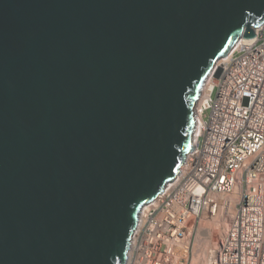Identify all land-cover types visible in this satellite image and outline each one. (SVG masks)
<instances>
[{
  "label": "water",
  "instance_id": "obj_1",
  "mask_svg": "<svg viewBox=\"0 0 264 264\" xmlns=\"http://www.w3.org/2000/svg\"><path fill=\"white\" fill-rule=\"evenodd\" d=\"M264 0H0V264H127Z\"/></svg>",
  "mask_w": 264,
  "mask_h": 264
},
{
  "label": "built area",
  "instance_id": "obj_2",
  "mask_svg": "<svg viewBox=\"0 0 264 264\" xmlns=\"http://www.w3.org/2000/svg\"><path fill=\"white\" fill-rule=\"evenodd\" d=\"M218 64L196 111L194 150L142 212L127 264H187L186 243L225 209L219 197L234 192L216 264H264V24Z\"/></svg>",
  "mask_w": 264,
  "mask_h": 264
},
{
  "label": "bare ground",
  "instance_id": "obj_3",
  "mask_svg": "<svg viewBox=\"0 0 264 264\" xmlns=\"http://www.w3.org/2000/svg\"><path fill=\"white\" fill-rule=\"evenodd\" d=\"M218 63H221V60ZM210 78H211V76H209V78L207 79V81H206V83L202 89L201 97L198 100L197 104L195 105L196 111H197V108L201 102V99H202L203 93L205 91L207 82H209ZM197 132H199L198 126L196 127L194 135H196ZM194 138H195V136H194ZM193 141H194V139H193ZM236 197H237V192H234L230 196H220L219 200L222 201V203L226 206L225 209H227V210L224 211L225 209L223 208L216 218H212V219L204 218L203 219L204 223H203L201 230L199 232V237H198V241H197V243H198V248H197L198 255H196V252H195V254H194L195 259L193 258L192 264H214L213 263L214 260H215V264L217 263V259H216L217 242L215 244V241L213 240L214 231L212 228L214 226L212 227V225H213L212 222H214V225H215V223L220 225L219 228L220 227L222 228V234L226 231V229L229 226L231 219L233 218V216L235 214V205H236L235 198ZM150 205H151V203L146 205L145 208L143 209V212H146V210L149 208ZM209 223H212V225H210ZM188 243L189 242H187L186 244L189 245ZM179 249H182V247H179ZM199 252L201 255H199ZM129 257H130V253H129ZM129 257H128V260L130 259Z\"/></svg>",
  "mask_w": 264,
  "mask_h": 264
},
{
  "label": "rangeland",
  "instance_id": "obj_4",
  "mask_svg": "<svg viewBox=\"0 0 264 264\" xmlns=\"http://www.w3.org/2000/svg\"><path fill=\"white\" fill-rule=\"evenodd\" d=\"M226 58V57H225ZM222 60V59H221ZM220 62V61H219ZM217 65H218V63H217ZM204 223V222H203ZM212 223H213V225H212ZM212 223H209L210 225H212V229H213V231H214V233H213V240L215 241V244H216V241H217V239H218V237H219V235H221L222 234V228L220 227L219 228V224H216L215 223V225H214V222H212ZM221 229V230H220ZM198 237H199V233H198V235H197V237L196 238H193L192 240H191V242H190V246H191V255L189 256V258L188 257H185V258H183L182 259V261H184L185 263H187V264H192L193 263V258L195 259V252H196V255H198V253H197V248H198V243H197V241H198ZM216 249V248H215ZM194 252V253H193ZM194 255V256H193ZM199 255H201L200 254V252H199ZM213 263L215 264V260L213 261Z\"/></svg>",
  "mask_w": 264,
  "mask_h": 264
}]
</instances>
